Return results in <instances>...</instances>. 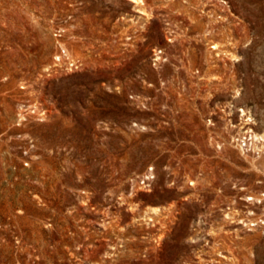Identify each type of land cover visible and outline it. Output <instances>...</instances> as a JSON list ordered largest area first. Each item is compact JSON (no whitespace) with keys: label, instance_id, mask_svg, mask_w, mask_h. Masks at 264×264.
Masks as SVG:
<instances>
[{"label":"rangeland","instance_id":"rangeland-1","mask_svg":"<svg viewBox=\"0 0 264 264\" xmlns=\"http://www.w3.org/2000/svg\"><path fill=\"white\" fill-rule=\"evenodd\" d=\"M0 264H264V0H0Z\"/></svg>","mask_w":264,"mask_h":264},{"label":"built area","instance_id":"built-area-1","mask_svg":"<svg viewBox=\"0 0 264 264\" xmlns=\"http://www.w3.org/2000/svg\"><path fill=\"white\" fill-rule=\"evenodd\" d=\"M236 143L241 149H248L249 146L254 147L255 144L252 142V136L250 134H243L240 136H237Z\"/></svg>","mask_w":264,"mask_h":264},{"label":"bare ground","instance_id":"bare-ground-1","mask_svg":"<svg viewBox=\"0 0 264 264\" xmlns=\"http://www.w3.org/2000/svg\"><path fill=\"white\" fill-rule=\"evenodd\" d=\"M131 1H134L135 2V0H131Z\"/></svg>","mask_w":264,"mask_h":264}]
</instances>
